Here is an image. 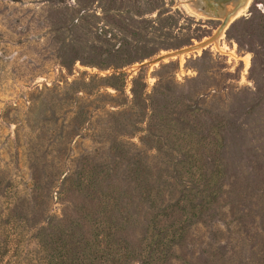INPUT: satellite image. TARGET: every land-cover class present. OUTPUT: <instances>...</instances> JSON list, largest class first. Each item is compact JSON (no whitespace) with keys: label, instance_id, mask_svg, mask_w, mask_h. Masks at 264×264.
<instances>
[{"label":"rangeland","instance_id":"374dc122","mask_svg":"<svg viewBox=\"0 0 264 264\" xmlns=\"http://www.w3.org/2000/svg\"><path fill=\"white\" fill-rule=\"evenodd\" d=\"M227 3L0 0L3 262L264 264V0Z\"/></svg>","mask_w":264,"mask_h":264},{"label":"trees","instance_id":"16d2710c","mask_svg":"<svg viewBox=\"0 0 264 264\" xmlns=\"http://www.w3.org/2000/svg\"><path fill=\"white\" fill-rule=\"evenodd\" d=\"M106 237L110 238V233H106L105 235ZM100 243V242H99ZM99 243L97 245H99ZM105 249H99L100 250V254L106 256V261H109L111 263H118L121 264V256L116 258V254H114V250H110V245L109 248L104 247ZM66 249V248H65ZM71 251V250H70ZM3 251H0V264H7L6 262H3ZM51 257H53V260H48L47 264H78L77 263V258L74 257V255L67 250H62V251H58L57 254H53ZM9 264V263H8ZM143 264V263H141Z\"/></svg>","mask_w":264,"mask_h":264},{"label":"water","instance_id":"95a60500","mask_svg":"<svg viewBox=\"0 0 264 264\" xmlns=\"http://www.w3.org/2000/svg\"><path fill=\"white\" fill-rule=\"evenodd\" d=\"M201 1L204 2V7L213 9L215 12H217L220 8H223V5H225L227 2L232 1V0H201ZM226 25H227V17H225V19L220 23V26H219V28L217 30V34H219L225 28ZM194 47H196V46H191V47H188V48L193 49ZM188 48H185V49H182V50H178L175 53H180L181 51L184 52ZM172 55H173V53H169L167 55H162V56H159L158 58H156L154 61H157V60H160V59H164L165 57H169V56H172Z\"/></svg>","mask_w":264,"mask_h":264},{"label":"bare ground","instance_id":"6f19581e","mask_svg":"<svg viewBox=\"0 0 264 264\" xmlns=\"http://www.w3.org/2000/svg\"><path fill=\"white\" fill-rule=\"evenodd\" d=\"M249 1L250 0H232L231 2L227 3L226 8H227L228 13H229L228 22L231 19L237 17L238 15H240L242 13L247 8ZM209 9L206 8V7L203 8V10L206 11V12H209L208 11ZM214 42L217 43V38L214 39ZM196 47H198L196 50H200V45L199 46H196ZM219 48L222 49V47H219Z\"/></svg>","mask_w":264,"mask_h":264}]
</instances>
